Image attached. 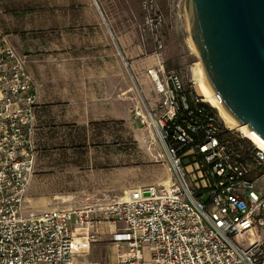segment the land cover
I'll use <instances>...</instances> for the list:
<instances>
[{"label":"built area","instance_id":"obj_1","mask_svg":"<svg viewBox=\"0 0 264 264\" xmlns=\"http://www.w3.org/2000/svg\"><path fill=\"white\" fill-rule=\"evenodd\" d=\"M156 5L140 1L142 32L152 47L145 74L159 101L153 111L135 109L133 117L150 129L170 180L86 208L77 220L69 208L26 211L36 92L25 58L0 32V264H72L98 240L96 233L75 238L73 223L100 220L120 224L111 237L116 264H264V237L243 246L245 232L264 228L255 176L264 171V149L223 129L197 94L186 96L181 76L164 69Z\"/></svg>","mask_w":264,"mask_h":264},{"label":"rangeland","instance_id":"obj_2","mask_svg":"<svg viewBox=\"0 0 264 264\" xmlns=\"http://www.w3.org/2000/svg\"><path fill=\"white\" fill-rule=\"evenodd\" d=\"M140 1L117 0L114 5V9L126 17L123 21L124 26L129 27L123 34L124 52L122 51L128 58L124 57L127 64L125 65L113 47V43L118 46L113 35L114 39L110 37V44L115 57L119 58V65L112 63L107 70L106 65L95 59L91 63L86 61L83 65H80V60H73L71 64L65 66H54L48 57L51 53L43 55V50H52L54 37L58 39L60 36L48 33V25H52L54 19L68 20V12L39 10L40 6L52 4L53 0H0V32L6 36L12 48L16 47L15 49L25 57V66L31 75L34 88L38 94L45 93L44 100L48 102L58 100L59 97L53 95L55 92L58 93L54 89L58 87L62 89L60 85L64 82L59 81L61 76L70 75V80L65 83L68 86L71 81L73 95L82 93L81 86L86 89L90 84L92 86L97 84L88 81L90 78L76 77L78 75L110 73L119 67L125 76L123 131L120 124L118 129L115 125L99 127L90 125L85 129L75 126L62 131L61 135L50 138L49 145L44 149L35 146L34 174L25 199L28 213H39L52 208L74 210L84 202H92L97 198H107L108 201L119 199L128 191L163 184L170 180L171 174L165 162L157 155L159 149L150 129L139 126L133 117L135 109L153 111L159 101L145 74V69L152 63L149 57L152 47L142 32L143 13ZM183 2L184 0H156V6L163 16L160 31L164 69L175 71L181 76L186 96L189 97L197 94L200 69L194 50L182 33V20L178 9ZM41 21L45 22L44 27L47 29L45 33H42ZM107 24L111 27L109 23ZM18 47H21L20 51ZM108 84L109 89H112L116 82L109 81ZM204 105L216 115L223 129L233 133L237 139H242L235 129L224 123L218 110L207 103ZM109 110L112 112L111 108ZM243 141L242 143L249 144L247 139L244 138ZM262 174L264 171L256 173L255 176H259L256 186L264 197ZM101 182L103 186L107 182L110 187L99 190L101 193L87 192ZM119 185H123L122 190H115L112 187ZM262 237L264 228L259 231H247L243 235L245 240L243 246L247 247Z\"/></svg>","mask_w":264,"mask_h":264},{"label":"crops","instance_id":"obj_3","mask_svg":"<svg viewBox=\"0 0 264 264\" xmlns=\"http://www.w3.org/2000/svg\"><path fill=\"white\" fill-rule=\"evenodd\" d=\"M116 2L117 0H53L52 4L40 6L39 10L52 9L53 12L58 10L68 12V20L56 21L54 19L52 25H48V33L60 34V36L58 39L54 37L52 50H43V55L51 53V56L48 55V57L54 66H65L71 64L73 60H80V65H83L86 61L91 63L95 59L99 60L102 65H106L108 70L112 63L119 65V58L115 57L110 44V37L112 40L115 37L118 46L113 43V47L125 64L124 57L128 58V56L126 53L123 54V34L129 27L124 26L123 23L126 19L125 15H120L114 9ZM40 24L42 33H45L47 30L44 27L45 22L41 21ZM18 49L20 51L21 47ZM15 51L22 55L16 49ZM111 71L110 73L76 76L78 78H90L88 81L97 83L95 86L90 84L86 89L81 86L82 90L85 91L80 90L82 93H78L79 95H73L71 81H69L68 86L65 83L70 80V75L61 76L59 81L64 82V84L60 85L62 89L59 87L54 89L58 93L55 92L53 96L59 97L55 102L44 100L45 93L42 95L39 92L38 94V91L35 90L38 101L36 100L34 144L37 148L42 147L44 149L45 146L49 145L48 140L50 138L61 135L62 131L75 126L85 129L89 128L90 125L98 127L100 125H115L118 129L120 124V129L123 131L125 76L119 67L116 71ZM109 81L116 82L112 89H109ZM109 108L112 109V112ZM107 186L110 187L107 182L104 183V186L101 182L97 186L91 187L87 192L98 193L99 190L106 189ZM112 187L115 190L123 189V185ZM99 192L101 193V191ZM106 199L97 198L92 202H84V204L78 205L73 210L78 212V215L73 216V220L82 217L80 211L89 207L100 206L108 202ZM85 216L92 217L91 214ZM72 228L75 238H81L87 233L98 235L97 241L90 243L86 249L74 255L72 264H116L118 249L112 243L111 237L116 229L120 228V224L100 220L99 223L93 225H85L82 222L73 223Z\"/></svg>","mask_w":264,"mask_h":264},{"label":"water","instance_id":"obj_4","mask_svg":"<svg viewBox=\"0 0 264 264\" xmlns=\"http://www.w3.org/2000/svg\"><path fill=\"white\" fill-rule=\"evenodd\" d=\"M178 10L203 86L228 120L264 141V0H184Z\"/></svg>","mask_w":264,"mask_h":264},{"label":"bare ground","instance_id":"obj_5","mask_svg":"<svg viewBox=\"0 0 264 264\" xmlns=\"http://www.w3.org/2000/svg\"><path fill=\"white\" fill-rule=\"evenodd\" d=\"M203 78H204L203 74L201 70H199V80L197 82L196 91H197L198 96L202 99V101L209 104L211 107L215 108L216 110H218V112L222 115L225 121L224 123H226L229 128L235 129L243 138L247 139L254 146L264 149V141L257 134H255L252 131L248 132V129L246 128V126L237 127L223 115V113L221 112V110L219 109L217 105V102H218L217 97L210 96L207 90L205 89V87L203 86L202 84ZM167 182H169V180Z\"/></svg>","mask_w":264,"mask_h":264},{"label":"trees","instance_id":"obj_6","mask_svg":"<svg viewBox=\"0 0 264 264\" xmlns=\"http://www.w3.org/2000/svg\"><path fill=\"white\" fill-rule=\"evenodd\" d=\"M205 107V106H204ZM207 108V107H206ZM210 111H211V109H210ZM211 113H213L212 111H211Z\"/></svg>","mask_w":264,"mask_h":264}]
</instances>
